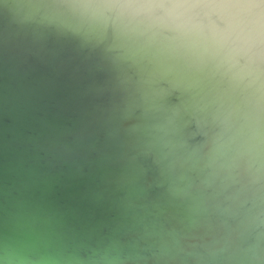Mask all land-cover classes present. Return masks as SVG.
Here are the masks:
<instances>
[{
	"label": "water",
	"instance_id": "1",
	"mask_svg": "<svg viewBox=\"0 0 264 264\" xmlns=\"http://www.w3.org/2000/svg\"><path fill=\"white\" fill-rule=\"evenodd\" d=\"M0 264H264V0H0Z\"/></svg>",
	"mask_w": 264,
	"mask_h": 264
}]
</instances>
